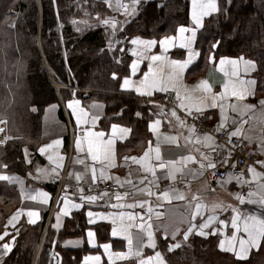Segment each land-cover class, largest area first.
Returning <instances> with one entry per match:
<instances>
[{
  "label": "trees",
  "instance_id": "obj_1",
  "mask_svg": "<svg viewBox=\"0 0 264 264\" xmlns=\"http://www.w3.org/2000/svg\"><path fill=\"white\" fill-rule=\"evenodd\" d=\"M220 3L223 6V0ZM104 5L101 0H0V113L5 134L14 137L0 147V167L4 162L12 169H25L22 147L36 148L45 107L60 102V97L68 98L74 88L84 101L105 102V127L120 122L133 128L134 138L143 134L158 105L120 89L131 59L130 40L136 35L159 37L188 24L189 0H141L133 22L118 31L121 42L113 50L106 47L112 35L103 26L73 23L104 11ZM14 8L19 16L11 26ZM205 25L197 43L203 57L219 41L211 50L215 57L243 55L256 60L259 92L263 91L264 0H231L227 16L213 14L205 18ZM56 83L61 84L59 88ZM42 229V223L22 227L14 248L0 264H48L51 237L41 244ZM57 250L61 264H79L72 257L75 250L59 244ZM165 258L169 264H264L262 249L240 260L221 251L214 237H193L165 253Z\"/></svg>",
  "mask_w": 264,
  "mask_h": 264
},
{
  "label": "crops",
  "instance_id": "obj_2",
  "mask_svg": "<svg viewBox=\"0 0 264 264\" xmlns=\"http://www.w3.org/2000/svg\"><path fill=\"white\" fill-rule=\"evenodd\" d=\"M106 2L107 0H101ZM111 3H116V0H111ZM186 27L194 26V23L191 20V0H189V22L188 24H181ZM180 26V25H179ZM173 33L163 34L159 37L152 36H140L143 39H155L158 43L144 52L142 57H137L133 53V49L136 48V45H132L130 42L129 53L131 59L128 64L127 73L120 80V89L125 92H130L135 94L138 97L149 99L157 96L163 92L159 90H153L152 95L148 96L146 94L141 95L137 93L135 89H124L121 87L123 84L124 77H128L131 81L136 82L139 85V82L143 79V75L148 71L149 65L151 64L154 69L160 67L159 62L152 61L150 59L153 55H167L170 59H186L187 58V49H182L180 47L179 40H177L176 45L171 47L165 52L163 46L159 44V41L164 36H177L178 28ZM201 29L197 31V39L193 43V48L198 50L200 55L194 58L193 62L184 70L182 75V87L181 94H184L185 89H192L195 85L201 80H208L212 84V90L215 93L222 91V84L225 80V72H230L231 67L228 64L223 66L220 65L221 57L228 58H238L240 56H230L222 55L215 57L214 53L210 50L203 57V52L197 47L199 34ZM185 35H190V33H185ZM131 41V40H130ZM212 55L214 59H209V55ZM243 56V55H241ZM245 59H251L243 56ZM133 61H138L135 70L133 69ZM258 65V64H257ZM223 68V70H221ZM257 70H253L247 74L240 72V76L244 79H256L257 85L255 87V95L249 96L244 100L245 104L255 105V109L249 110L243 116V120L246 123L243 124L242 134L239 138L244 142L250 143L255 151L256 159L252 167L256 168L258 172H264V164L257 163L258 161H264V106H262L259 101L264 100V90L259 92V80L257 78ZM165 72L167 69L164 70ZM61 85V84H59ZM59 88V86L57 87ZM172 90V89H169ZM70 100L80 101L79 106L77 107V112L82 108L87 113V116H81L82 120H88L89 123L77 124L76 115L73 113V110L68 107V102ZM235 102V98H229L225 104V112L223 114V124L222 114L219 107L216 108H206L202 113L203 118H205L209 123H212L216 128L223 129L227 132H231L237 126L233 123V120L239 121L241 117L238 112H233L231 108L227 105ZM93 103L103 105L102 108L96 109L93 108ZM154 104V103H152ZM155 105V104H154ZM158 110L155 112L154 116L148 120L144 125V132L140 138H134L133 128L127 124L120 122H110V124L105 127L103 125V117L105 115L106 104L100 99H91L88 101L82 100L78 96L76 89L74 88L71 92V96L66 99L60 97V102H55L47 105L43 111L42 122H41V136L36 145V148L31 149L27 144L22 147V156L24 161L23 170H15L10 168L6 163H2L0 167V172L6 173L9 176L18 177L19 180H9L4 181L0 180V234L4 233L5 225L7 224L8 219L17 212L18 209H24L25 211L20 215L17 221L14 223V228L19 230V233L22 227L34 226L39 223L43 224V231L41 234V244L47 236L50 234V248H49V261L48 264H57V256L55 253H60L57 250V245L59 244L62 248H67L75 250L72 255L79 260V264H94L93 261H85L84 257L86 256H101L100 264H137L135 258L122 261L108 260V253L103 249L102 245L108 243L111 246L112 252H121L127 251V239L126 237H113L111 235V229L113 227L112 221L108 219H100L98 216L89 217L88 213H115L121 210L124 211H136L145 215L147 219L146 212L147 209H141L137 207L136 209H119L114 208L111 205L116 203L115 194L120 193L123 199L121 203L130 204L134 200H145L150 199L151 204L153 205L154 212L152 217V223L156 234L157 248L152 249L149 246H145L142 252V256L146 258L147 256L154 255L156 251H160L165 258V253L170 252L168 245L174 244L177 241H181V244L184 242L182 239V233L186 230L187 224H182L180 226V233L175 237L168 235L167 237L163 236V230L158 229V224H168L172 225L173 223L179 222L181 216H187L190 212V209L187 207V200L190 199L191 193H198V195L206 203H211L212 201H223L226 204H232L240 207L241 209H247L248 211H253L257 209L256 205H249L247 201L245 204H239V201L235 198L233 193L242 192L245 196L248 192V185L243 186L238 185L235 180L227 182L226 184H220L215 182L208 181L202 175H197L193 178L191 172H188L186 175L190 176L191 181L186 183L184 187L178 188L181 192L186 194V200H172V201H158L155 196L149 198L146 192H139L136 189L138 188H147V187H136L135 180L140 181H152L150 173H146L143 169V166L132 159L131 157H140L143 153L149 149V144L155 148L157 143V133H154L150 128V123L153 120L159 119L161 121L158 133L161 137L160 149L161 156L163 159H176L181 155L192 154L199 159V152L196 150L199 148V151L210 154L211 150L201 139L200 142H197L196 137H201L205 134H199L194 132L192 134V142L189 144L185 143V137L189 136L190 124L185 123V126H181L176 121L175 117L171 116L172 110H164L162 106L157 107ZM195 111V110H193ZM139 113V112H138ZM99 116L95 126L91 124L92 116ZM141 116V115H140ZM139 117V116H138ZM171 122V123H169ZM117 124L122 127H127L131 131L127 136L121 140L117 139L115 142L116 150V159L115 166L113 167H104L100 161H92L90 155L86 152H79L75 148V140L78 135L83 136L84 129L92 127L93 131H102L104 132V138L108 139L111 136V125ZM7 135V134H6ZM9 136V135H7ZM164 136H176L178 138V145L166 143L163 140ZM211 136V135H210ZM12 138V136H9ZM213 137V136H212ZM249 137L251 139H249ZM14 138V137H13ZM214 138V137H213ZM9 140V139H8ZM60 141L59 145H53L52 148L46 149L45 152L41 153L39 149L47 144H52L53 141ZM215 144L217 145L216 140L214 139ZM4 145V144H3ZM2 145V146H3ZM1 147V146H0ZM25 148H27V155L25 154ZM51 155L54 160L58 161V165L54 164L52 160L48 159V156ZM62 157V160L58 158ZM129 159H125V158ZM79 160H83L84 163L81 164ZM193 162V161H190ZM188 163V169H198L196 167H191ZM3 165H7L5 169ZM27 165V166H26ZM56 167V173L52 175H45L46 171L51 170V168ZM104 170V178L100 176L101 169ZM96 170V179L103 182H113L116 186V189L112 192L102 194H88L94 195L97 197V200L89 203L87 200L77 202L68 195H61L59 198L56 197L57 184L60 177L64 174L65 180L67 182L74 181H93L92 179V169ZM39 169V171H38ZM24 171V172H23ZM77 174L80 175L78 180ZM40 177V179H35ZM147 177V179H145ZM244 179H249V172L243 174ZM117 178H119L120 183L117 184ZM171 180L167 177L166 170L157 169L156 171V181L151 182L153 184H162ZM226 180L221 179L218 181ZM131 181V184L128 183ZM135 186V187H133ZM246 186V188H244ZM190 188V192H189ZM127 192L128 196L124 197V193ZM47 194L45 197L44 194ZM87 195V196H88ZM35 197V199H31ZM65 200L68 201V204L65 205ZM46 201V202H45ZM73 204H79L80 207H74ZM161 205V206H157ZM67 207V212L62 211ZM33 209L38 212V217H33L35 223L30 222V219L27 215V209ZM163 213L162 216L157 218L155 212ZM59 213V226L53 227L57 224V214ZM209 213L205 212L203 217H197L196 223L199 224L203 220L207 219ZM231 210L227 212H219L218 220L214 221L208 226L205 231L209 232L207 236H200L195 232L191 234L188 240H191L193 237L200 238H216L218 248L226 253H229L235 257L234 253L222 249L219 247L220 241L225 240L227 237L232 236L235 232V229L231 225ZM223 220L226 223L221 224L218 221ZM13 226H8L7 231L9 235L4 236L0 240V246L4 243L11 242V237L16 236L14 246L17 242L19 235H16ZM217 229L212 231V229ZM91 229L94 233L93 242H89L87 237V231ZM172 228L169 227V233ZM135 229L134 233V243H135ZM62 232H67L68 234L65 237L60 238ZM238 236L243 235L246 237V234L241 230L240 233H237ZM72 241L73 243H66ZM80 241L79 243H75ZM60 242V243H58ZM40 244V247H41ZM12 247V249L14 248ZM263 251L264 255V243H262L259 248H252L247 256V258L242 259L246 260L251 255L255 254L259 250ZM174 250V249H173ZM2 251V249H0ZM12 251V250H11ZM10 251V252H11ZM172 251V250H171ZM0 256V262L10 253ZM237 258V257H235ZM238 259V258H237ZM166 260V258H165ZM241 260V259H240ZM167 261V260H166ZM167 264H169L167 262Z\"/></svg>",
  "mask_w": 264,
  "mask_h": 264
},
{
  "label": "snow or ice",
  "instance_id": "obj_3",
  "mask_svg": "<svg viewBox=\"0 0 264 264\" xmlns=\"http://www.w3.org/2000/svg\"><path fill=\"white\" fill-rule=\"evenodd\" d=\"M108 6L113 7L111 0H107ZM141 4V0H129L128 3H123L122 0H116V9L118 11H123L124 19L117 20L113 17H105L103 19L99 18V13H97L98 23L96 26L103 25L105 30L107 31L109 28L111 29L112 36L108 38V43L106 47L111 49L113 44H119L121 41L114 39L117 35L118 31H123L125 25H129L133 22L134 18L139 11V5ZM231 5V0H223V6L220 3V0H191V20L194 23V26L186 27L184 25H180L178 28V37L177 36H164L159 44L163 46L165 52L171 47L176 45L177 40H179L180 47L182 49H187V58L186 59H170L167 55H153L150 57L152 61L159 62L160 67L158 69H154L150 64L148 71L144 73L143 79L139 82V85L136 82L131 81L128 77H124L123 84L121 85L124 89H135L137 93L141 95H152L153 90H159L160 92L168 93L169 89H172L176 93V99L179 101V107L185 109L186 112L191 115L193 110L197 114H200L206 108H216L219 107L222 114L221 125L223 124V114L225 112V104L229 98H235V102L228 104L227 106L231 108L233 112H238L241 119L239 121L233 120L234 124L237 126L233 131L229 133V137L236 136L240 137L242 134L243 124L246 123L243 120V116L249 110L255 109V105L245 104L244 100L249 96L255 95V87L257 85L256 79H244L240 76V72H244L245 74L256 70L258 65L257 61L254 59H245L243 56L238 58H228L221 57L220 65L223 66L228 64L231 67L230 72H225V80L222 84V91L215 93L212 90V84L209 83L208 80H201L197 85H195L192 89H185L184 94H181L182 87V75L184 70L193 62L194 58L200 55L199 51L193 48V43L197 39V31L198 29H203L205 25V18L210 17L213 14L219 13L227 16L228 7ZM87 15V13H85ZM211 22V21H210ZM73 23H77V21H73ZM79 23L84 24L86 27H93V25L88 24L86 21H79ZM78 31L80 29H77ZM185 33H190V35H185ZM131 44L136 45L137 47L133 49V53L137 55V57H142L144 52L148 49L154 47L158 41L155 39H143L140 36H134L131 38ZM219 44V41H215L210 45V49L214 50ZM103 52L104 49H101ZM7 55V53H5ZM261 56V66L264 67V52L260 53ZM209 59H214V57L210 54ZM138 61H133V69L135 70ZM167 69L165 72L164 70ZM223 70V68L221 69ZM19 72V70H18ZM113 78H115L116 74L113 73ZM261 87H264V82L261 83ZM259 103L264 106V100H260ZM80 101L78 100H70L68 102V107L73 110V113L76 115L77 124L81 123H89L88 120H82L81 116H87V113L84 109H80L77 112V107L79 106ZM93 108L100 109L103 107L101 104L93 103ZM35 110V109H33ZM137 116H140L141 113H136ZM171 116L175 117L176 121L179 125L185 126V121L182 120L176 113L175 110L171 111ZM99 116H92L91 124L94 127ZM5 123V121L0 120V124ZM161 121L159 119L153 120L150 123V128L154 133H157V143L155 148L149 144V149L146 150L142 156L140 157H131L133 161L141 164L146 173H150L152 177L151 182L156 181V171L157 169L166 170L167 177L175 180L177 178V173L187 174L191 172L193 178L197 175H203V172L206 169H216V163L213 161L211 155L206 154L205 152L199 151V148L196 150L199 152V159L192 154L181 155L176 159H168L165 160L161 156V137L158 133V128ZM171 123V122H169ZM220 128H217L219 131ZM5 131L4 128H0V132ZM83 136L78 135L75 140V148L79 152H86V154L90 155L92 161H100L104 167H113L115 166L116 159V150H115V142L117 139L123 140L127 134L131 131L127 127H122L117 124L111 125V136L108 139L104 138V132L102 131H93L92 127L85 128ZM195 132V125H192L189 128V136L185 137V143L189 144L192 142V134ZM8 139H11L9 136H5L4 140H0V145H3L7 142ZM201 139L207 145V147L211 151H215L217 145L215 144L214 138L210 135L205 134L203 138L196 137L197 142H200ZM249 139H251L249 137ZM164 142L178 145V138L176 136H164ZM60 141H53L52 144L44 145L39 149L41 153L45 152L46 149H50L53 145H59ZM220 147H223L222 145ZM25 154L27 155V148H25ZM228 155H231V151H229ZM49 160H52L54 164L58 165V161L54 160L51 155L48 156ZM62 160L63 158H58ZM129 159V158H125ZM190 161H195V163L199 166L198 169H188L187 165ZM81 164L84 163L83 160H79ZM221 165H226L228 163L227 157L223 158L219 161ZM257 163L264 164V161H258ZM235 165H233L234 167ZM6 169L7 165H3ZM39 171V169H38ZM250 174L249 179H244L243 174L234 175L232 172L227 173L226 180L217 181L220 184H226L227 182L235 180L238 185H248V192L245 196L242 192H236L232 195L235 196L239 204H247L258 206L257 209L253 211H248L247 209H241L240 207L232 204H226L223 201H212L211 203H206L203 199L198 195V193H191L190 199L187 200V207L190 209V212L187 216H181L179 222L173 223L172 225L168 224H158L157 228L163 230V236L167 237L171 235L175 237L178 233H180V226L182 224H187V228L182 233V239L186 242L191 234L194 232L200 236H207L209 232L205 231L210 224L214 221L218 220L219 212H227L229 209L231 210V225L232 228L235 229V232L232 236L227 237L225 240L220 241L219 247L222 249H226L229 252L234 253L235 257L238 259L247 258L250 250L252 248L261 247L262 243H264V172H258L256 168L250 167L248 169ZM56 173V167L51 168L50 172L46 171L45 175H52ZM215 174V173H213ZM100 176L104 178V170L103 167L100 172ZM78 180L80 179V175L77 174L76 177ZM35 179H40V177H36ZM92 179L95 181L96 179V170L92 169ZM147 179V177H145ZM0 180L9 181V180H19L18 177L9 176L6 173L0 172ZM117 184L120 183L119 178H117ZM131 184V181H128ZM135 187V186H133ZM139 192H146L149 198L155 196L158 201H172V200H186V194L181 192L179 189L168 188L161 192H153L151 187L148 188H138L136 189ZM83 191V190H82ZM190 192V188H189ZM45 197L47 194H44ZM106 195V193L104 194ZM128 193H124V197H127ZM84 200H87L89 203H92L97 200V197L94 195H88L82 197ZM31 199H35V197H31ZM123 197L120 193L115 194L116 203L111 205L114 208L119 209H136L137 207L143 209H147L145 218L144 214L136 211H118L115 213H92L89 212L88 216H98L100 219H108L112 221V229L111 235L113 237H126L127 239V251L121 252H112L111 246L108 243L102 245L103 249L108 253V260L115 261L117 259L122 261H127L135 258L137 264H167V261L164 258V255L160 251H156L154 255L147 256L144 258L142 256V252L145 246H149L152 249L157 248L156 234L152 223V217L154 208L150 202V199L145 200H134L130 204L121 203ZM46 202V201H45ZM68 204V201L65 200V205ZM74 207H80L79 204H73ZM161 206V205H157ZM24 209H18L16 213H14L7 221L5 225L4 233L0 234V240L3 239L4 236L9 235L7 228L8 226H13L15 221L18 220L20 215L24 212ZM62 211L67 212V207L62 209ZM205 212L209 213L207 219L203 220V222L197 224V217H203ZM27 215L30 219V222L35 223L33 217H38V212L33 209H27ZM163 213L156 211L155 216L159 218ZM221 224H225L226 222L223 220L218 221ZM59 226V213L57 214V224L53 225V227ZM171 226L172 230L169 233V227ZM133 229H135V243H134V233ZM16 235H19V230L15 229ZM217 229L213 228L212 231H216ZM241 230L246 234V237L243 235L238 236L237 233H240ZM87 237L89 242H93L94 233L91 229L87 231ZM16 240V236L13 235L11 237V242L4 243L0 246V256L6 255L8 252L12 250ZM80 241H76L75 243H79ZM66 243H73L72 241H68ZM181 246V241H177L174 244L168 245L169 251L179 248ZM57 256V264H61V258L58 253H55ZM84 260L87 262L89 260L93 261L94 264H100L101 256H86Z\"/></svg>",
  "mask_w": 264,
  "mask_h": 264
},
{
  "label": "built area",
  "instance_id": "obj_4",
  "mask_svg": "<svg viewBox=\"0 0 264 264\" xmlns=\"http://www.w3.org/2000/svg\"><path fill=\"white\" fill-rule=\"evenodd\" d=\"M122 2L128 3L129 0H122ZM150 101L158 106H162L164 110H175L177 115L184 120L185 123H188L191 126L195 125V132L214 137L217 142V147L215 148V151H211L209 155L212 156L214 162H217L216 169H206L202 175L208 181L215 182L225 179L228 172H232L234 175L241 173L244 174L255 163L256 154L250 143L244 142L236 136L229 137V132L223 129L217 131V128L212 123H209L201 114H197L195 111L189 115L185 109L179 107V101L176 99V93L174 90H169L168 93L163 92L154 96L153 98H150ZM0 120L4 121L1 116ZM0 128H4L6 131V123L0 124ZM5 131L0 132V140L5 139ZM221 145L223 147H220ZM229 151H231L230 156L228 155ZM225 157H227L228 163L222 166L219 161ZM189 165L191 167H199L195 161L190 162ZM233 165L235 166L233 167ZM189 181H191L190 176L177 173V178L175 180L171 179L162 184H153L150 183L149 180H135L134 183L136 187H151L153 192L158 193L169 187L173 189L184 187ZM244 188H246V186H244ZM115 189L116 186L114 183L109 181L103 182L95 180L88 182L83 180L67 182L65 180V175L63 174L57 184L56 197L59 198L61 195H68L77 202H81L84 200L82 197L87 196L88 194L109 193Z\"/></svg>",
  "mask_w": 264,
  "mask_h": 264
},
{
  "label": "rangeland",
  "instance_id": "obj_5",
  "mask_svg": "<svg viewBox=\"0 0 264 264\" xmlns=\"http://www.w3.org/2000/svg\"><path fill=\"white\" fill-rule=\"evenodd\" d=\"M102 2H104V1H102ZM104 4H105L104 7H101L102 9H104V11L95 12L93 15H90L89 19L80 18V19L73 20V21H77V23H74L75 26L76 27L85 26L84 24L79 23V21H86L88 24H97L98 23L97 13L100 14L99 15L100 19H103L105 17H113V18H115L117 20H123L124 19V13H123V11H118L116 9V7H115L116 3L112 4L113 7H109L108 5H106V2H104ZM12 11H13V16H12V18L10 20L11 21L10 25L11 26H15V23L18 20V16H19V10L17 8H14ZM137 14H138V12H137ZM76 24H78V25H76ZM101 26H103V25H101ZM107 32H108L109 36L112 35V32H111L110 28L107 30ZM114 39L119 40L117 35H116V37ZM114 45L116 46L117 44H113V47H114ZM113 47L111 48V50H113ZM0 116L2 117L3 115L0 113ZM4 146H5V144H4ZM4 146H1V147H4Z\"/></svg>",
  "mask_w": 264,
  "mask_h": 264
},
{
  "label": "water",
  "instance_id": "obj_6",
  "mask_svg": "<svg viewBox=\"0 0 264 264\" xmlns=\"http://www.w3.org/2000/svg\"><path fill=\"white\" fill-rule=\"evenodd\" d=\"M55 86L58 87V86H60V85L56 83Z\"/></svg>",
  "mask_w": 264,
  "mask_h": 264
}]
</instances>
